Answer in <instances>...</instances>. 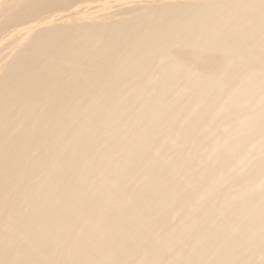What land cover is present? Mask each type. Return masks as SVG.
Wrapping results in <instances>:
<instances>
[{"label":"bare ground","instance_id":"bare-ground-1","mask_svg":"<svg viewBox=\"0 0 264 264\" xmlns=\"http://www.w3.org/2000/svg\"><path fill=\"white\" fill-rule=\"evenodd\" d=\"M0 264H264V0H0Z\"/></svg>","mask_w":264,"mask_h":264}]
</instances>
